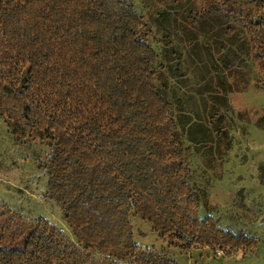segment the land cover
Returning <instances> with one entry per match:
<instances>
[{
    "label": "trees",
    "instance_id": "16d2710c",
    "mask_svg": "<svg viewBox=\"0 0 264 264\" xmlns=\"http://www.w3.org/2000/svg\"><path fill=\"white\" fill-rule=\"evenodd\" d=\"M204 3L199 18L234 13L229 0ZM247 17L264 50L263 26ZM150 35L129 0H0V117L17 145L51 147L47 193L73 235L44 218L26 226L0 200V264H175L136 244L133 212L185 252L256 243L200 218ZM223 120L210 117L220 141Z\"/></svg>",
    "mask_w": 264,
    "mask_h": 264
},
{
    "label": "rangeland",
    "instance_id": "374dc122",
    "mask_svg": "<svg viewBox=\"0 0 264 264\" xmlns=\"http://www.w3.org/2000/svg\"><path fill=\"white\" fill-rule=\"evenodd\" d=\"M129 1L144 16L160 56L164 93L174 107L191 186L200 195V218L211 216L256 243L227 256L185 252L133 212L134 241L175 264H264V50L253 44L245 20L252 16L264 29V0H229L234 13L206 18L198 17L204 0ZM215 112L224 117L221 141L210 124ZM50 152L46 143L17 145L0 117V200L18 222L31 227L44 218L73 238L61 205L47 193L43 166ZM97 259L101 264L103 257Z\"/></svg>",
    "mask_w": 264,
    "mask_h": 264
}]
</instances>
